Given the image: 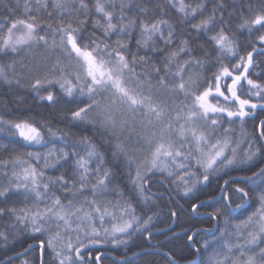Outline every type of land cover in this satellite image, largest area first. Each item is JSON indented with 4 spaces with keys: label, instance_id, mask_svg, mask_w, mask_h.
I'll use <instances>...</instances> for the list:
<instances>
[{
    "label": "snow or ice",
    "instance_id": "obj_1",
    "mask_svg": "<svg viewBox=\"0 0 264 264\" xmlns=\"http://www.w3.org/2000/svg\"><path fill=\"white\" fill-rule=\"evenodd\" d=\"M237 34L250 38L243 55ZM9 57L23 59L0 63V84L26 87L100 144L53 131L31 108L14 119L0 114L10 144L47 149L21 154L4 146L0 218L11 222L0 228V249L28 233L42 238L22 264H104L107 250L120 248L113 264H157L156 256L167 264H264V0H8L0 60ZM221 174L229 179L217 185L219 197L200 200ZM125 177L128 192L115 184ZM154 185L163 191L152 192ZM13 197L25 206H10ZM189 197L193 218L215 227L169 228L170 237L152 244L164 234L155 229L162 207L175 224L186 211L179 201ZM202 208L211 210L202 215ZM248 209L255 210L233 222ZM134 237L150 248L132 251ZM181 237L175 254L163 250Z\"/></svg>",
    "mask_w": 264,
    "mask_h": 264
},
{
    "label": "trees",
    "instance_id": "obj_2",
    "mask_svg": "<svg viewBox=\"0 0 264 264\" xmlns=\"http://www.w3.org/2000/svg\"><path fill=\"white\" fill-rule=\"evenodd\" d=\"M157 3H164V0H156ZM8 3V0H0V13H3L4 11V5ZM150 7H152L150 5ZM164 11H167L168 16L165 17L170 20L172 23H176L178 20V17L175 12H173L170 8H165ZM19 15V13H18ZM91 31V29H89ZM96 35H100V33H96ZM138 35V33H137ZM237 38L239 41L242 42V48L240 49L241 54H245L250 49L247 47V44L249 42V37L247 35H240L237 34ZM115 39V37H113ZM203 43V41H201ZM210 50V49H209ZM133 51H135V48H133ZM143 54V53H142ZM12 59H23V57H9L8 59L0 60V63H10ZM225 63H228V61H225ZM193 71H196V69H193ZM205 75L210 76L211 70L207 67L203 70ZM259 71V69H257ZM253 79H256L255 76H253ZM21 84H24V81H21ZM23 100V103H18L19 100ZM70 107V105H69ZM31 108L33 111L30 113V115L34 116L35 118L41 120L42 122H46L50 128L53 129V131L60 130L62 133L66 134H73V139H79L81 137H91L93 142L97 145L100 144V140L93 134L92 130L87 131H81L79 128H73L70 126L68 122H62V115L58 113L54 108L48 107L46 104H43L37 100L34 99L31 91L27 89L26 87H12L9 88L3 84H0V114H5V119H14L16 116L21 115L25 112V110ZM7 112H11L12 115H7ZM259 118H264V112L258 113ZM256 121L254 120H247L245 123V130L251 132L253 130V124ZM236 127L237 132H239V127L237 125H234ZM45 138L49 139L47 136V133H45ZM107 139V138H105ZM23 141L20 143H17L15 145H12L9 143V140L4 139V134L0 133V158H7L10 154V152L4 151V146L7 145L9 150H11L12 147H15L18 153H25V152H46V148L42 147H24ZM62 145L56 144V147H61ZM51 147V145H49ZM101 152L105 156V160L107 161L106 166L113 170L117 171L115 168V161L112 159L111 155L109 154V150L106 147L100 148ZM122 163V162H121ZM39 167V165H38ZM61 172L67 171V166L64 169L60 170ZM120 171H123L121 169ZM58 173L49 172L48 175L54 176ZM232 176L241 175L240 173H231ZM211 184L207 187L202 189L201 193H198L200 200H209V199H215L218 198L220 193L218 191L217 185H222L224 180L229 179L228 175L221 174L220 178H213L210 177ZM127 181V177L124 178V180L117 179L115 181L116 185H119L121 189H123L125 192H128V188L125 187V183ZM6 183L3 181V178L0 177V184ZM163 189L159 185L152 186V192H162ZM109 199H114V197H109ZM192 198H186L183 200H180L179 203L184 205L185 212L181 213L179 216V219L177 223H173L172 219L167 215L168 208L162 207L160 210L159 216L155 221V229L159 232H163L164 234H156L154 235L151 243L154 244L156 241H164L165 236H171L172 232H181L183 229L187 228H197V229H209L214 228L215 224L212 221L206 220V219H195L193 216L187 211L188 208V202ZM135 202V201H134ZM198 202V201H196ZM28 203H31L29 201ZM16 206L21 207L25 206V202L23 200V197H13L12 201L10 202V206ZM219 206V205H214ZM235 206V205H234ZM179 211V209H176ZM210 208H202L200 209V213L203 215V213L210 211ZM255 209H248L246 212H243L240 214L236 219L233 220L234 223H238L240 220H243L245 216L250 215L252 211ZM11 221L9 219L0 218V228L3 227V225L10 223ZM171 228L172 232H169L168 229ZM200 236L202 239H210V237L206 236L203 232L200 233ZM42 237L37 234L35 237H33L31 234L24 233L17 237V242L15 244H11L10 250L3 251L0 249V260H2L5 256H12L14 254H20L19 258L14 259L12 264H22V261L24 260H32L33 257L38 252V248H34L33 250H29L27 254L25 255V250L28 249L29 245H33L35 243H39V240ZM184 238L181 237L179 241H171L170 243L162 245L164 251H173L174 254L179 251L180 245L183 244ZM35 246V245H34ZM131 247L132 251H140L141 248L149 249L150 245L149 242L144 239V237L133 238L132 244L129 245ZM104 249H102L103 251ZM152 250V249H150ZM108 256L104 260V264H113V260L111 259L112 256H115L116 258L121 257L124 254L125 249L120 248L117 251H112L111 249H108ZM128 255H131V252L128 253ZM177 259L180 260V256H177ZM155 260L157 264H167V260L163 256H156Z\"/></svg>",
    "mask_w": 264,
    "mask_h": 264
},
{
    "label": "water",
    "instance_id": "obj_3",
    "mask_svg": "<svg viewBox=\"0 0 264 264\" xmlns=\"http://www.w3.org/2000/svg\"><path fill=\"white\" fill-rule=\"evenodd\" d=\"M37 244H38V243H35V244H33V246H34V245H37Z\"/></svg>",
    "mask_w": 264,
    "mask_h": 264
}]
</instances>
